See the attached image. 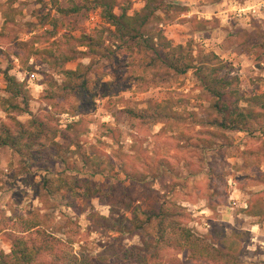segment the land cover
I'll return each mask as SVG.
<instances>
[{"label": "rangeland", "instance_id": "374dc122", "mask_svg": "<svg viewBox=\"0 0 264 264\" xmlns=\"http://www.w3.org/2000/svg\"><path fill=\"white\" fill-rule=\"evenodd\" d=\"M166 2L174 6L171 19L165 17L158 26L166 40L174 46L194 44L195 55L200 50L218 54L229 77L238 76L242 96L264 94V0ZM145 4L146 0H117L115 12L121 15L126 9L133 15ZM74 5L83 9L65 15L56 0H0V67H11L27 86L30 107L19 115L22 121L35 117L58 130L81 121V145L66 147L62 153L67 164L55 170L92 179L103 187L104 197L91 203L71 191L50 197L43 182L54 177L52 173L28 165L10 147L0 148V256L12 254L21 234L16 228L23 220L40 221L58 238L74 240L76 252L94 256L102 250V242L155 243L159 220L141 234L96 229L89 220L91 208L109 215L106 198L129 194L133 209L123 212L130 218L138 206L169 212L168 245L154 264H264V120H253L243 132H226L209 124L217 116L210 109L212 97L199 86L193 71L182 76L162 73L158 80L166 85L145 84L147 90L139 91L138 79L144 76L141 55L126 46L120 54L93 64L89 77L96 85L112 82L109 88H100L94 109L82 107L74 96L50 99L52 79L62 81L64 76L40 56L29 58V44L38 37L44 44L37 47L63 44L69 36H95L109 26L101 17L102 9L87 0H59L63 9ZM46 16L59 19L55 37L48 40L52 26L41 23ZM198 20L210 21L206 31L196 33ZM80 63L91 61L81 55L66 68L76 69ZM4 87L0 73V88ZM169 110L189 114L183 121L161 117L160 122H147L141 117ZM42 142L44 151L53 156L56 151L50 141ZM86 206L88 210L80 213ZM184 227L191 229L201 247L212 244V259L194 258V249L179 246ZM229 238L237 244L230 257ZM105 264L127 263L112 258Z\"/></svg>", "mask_w": 264, "mask_h": 264}, {"label": "trees", "instance_id": "16d2710c", "mask_svg": "<svg viewBox=\"0 0 264 264\" xmlns=\"http://www.w3.org/2000/svg\"><path fill=\"white\" fill-rule=\"evenodd\" d=\"M87 1L94 8L102 9L101 17L109 25L108 27L100 30L95 36L84 35L81 38L69 36L63 44L53 43V46L37 47L41 43L44 44L42 37L35 38L29 44V58L40 56L51 68L59 70L64 76L62 81L52 79L50 84L52 89L48 95L50 99L74 96L83 103L82 107L94 109L100 88H109L112 82L96 85V81L89 77L93 64L120 54L126 46L141 55L144 76L138 79L139 91L147 90L143 87L145 84L147 87L166 85L162 80H158L162 73L182 76L193 71L199 86L212 97L210 109L217 116L209 120V124L226 132H243L247 131L253 120H264V94L249 98L242 96L238 76L229 77L225 72L227 64L218 54L200 50L198 55H195L194 44L174 46L171 41L165 39L163 30H159L158 26L165 21V17L171 19L174 10L172 4L167 3L166 0H146L144 8L139 12L131 15L125 9L121 15H118L115 12L117 0ZM56 5L65 15L78 13L83 9L78 5L63 9L59 6V0H56ZM58 21V18L47 16L41 20L43 25L52 26L47 40L55 37ZM197 24L199 26L195 31L201 33L208 29L206 25H209L210 21L198 20ZM130 42H133V45L129 44ZM82 48L87 50H81ZM81 55L90 59L91 64L80 63L76 69L66 68V65L76 62ZM0 73L4 75L5 82V87L0 88V92L3 93L0 99V148L10 147L23 157L28 165L39 166L46 172L52 173L54 177H46L43 182L50 197L71 191L75 197L82 198L88 203H91L95 197L103 198L104 190L99 183L92 179L69 175L66 170H55L57 165L67 164V159L62 153L66 147L69 149L81 145L80 128H78L82 125L81 121L74 122L63 130L54 129L45 120L35 117L22 121L19 115L28 113L30 107L27 86L11 73V67L5 70L0 67ZM241 102H246L248 106L242 107ZM162 105L157 104V107ZM167 112V114L153 112L150 115L143 114L141 117L147 122H160L161 117H166V120L183 121L189 114L173 110ZM52 132L55 137L50 140L49 135ZM57 138L60 141H57ZM43 140L50 141V147L56 151L53 156L44 151ZM47 165H51L52 170ZM128 195L113 194L112 198H106L105 203L110 207L109 215H102L91 208L89 220L96 229H108L123 234L134 231L141 234L159 220L155 230V243L144 241L142 245L116 246L113 243L102 242V250L94 256L85 251L76 252L74 240L66 241L58 238L48 232L40 221L23 220L16 228L21 234L15 238L12 254L0 256V264H105L112 258L127 264H154L161 251L168 245L169 212L163 207L158 211L155 208L143 209L138 206L130 218L123 212L133 209V201L127 200ZM88 207L80 209L79 212L85 213ZM181 239L179 246L194 249V258L212 259V244L201 247L191 229L181 228ZM227 248L228 256H234L237 251L236 242L232 240ZM45 256H50L51 260H46Z\"/></svg>", "mask_w": 264, "mask_h": 264}, {"label": "built area", "instance_id": "2783aa9c", "mask_svg": "<svg viewBox=\"0 0 264 264\" xmlns=\"http://www.w3.org/2000/svg\"><path fill=\"white\" fill-rule=\"evenodd\" d=\"M255 12H256V10H254ZM67 117H69V116H67ZM72 119L74 118V117H71Z\"/></svg>", "mask_w": 264, "mask_h": 264}]
</instances>
